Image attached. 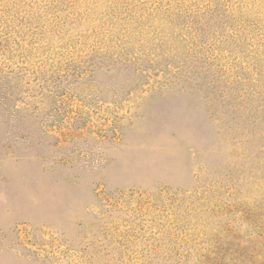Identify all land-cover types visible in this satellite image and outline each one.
<instances>
[{
    "label": "rangeland",
    "instance_id": "rangeland-1",
    "mask_svg": "<svg viewBox=\"0 0 264 264\" xmlns=\"http://www.w3.org/2000/svg\"><path fill=\"white\" fill-rule=\"evenodd\" d=\"M0 264H264V0H0Z\"/></svg>",
    "mask_w": 264,
    "mask_h": 264
},
{
    "label": "trees",
    "instance_id": "trees-1",
    "mask_svg": "<svg viewBox=\"0 0 264 264\" xmlns=\"http://www.w3.org/2000/svg\"><path fill=\"white\" fill-rule=\"evenodd\" d=\"M200 11V10H199ZM213 11H215V9L213 10ZM204 13H208V14H210V15H213L212 13H210V8H208V9H205V11H204ZM199 15V14H198ZM197 18H198V16H197ZM196 18V19H197Z\"/></svg>",
    "mask_w": 264,
    "mask_h": 264
}]
</instances>
